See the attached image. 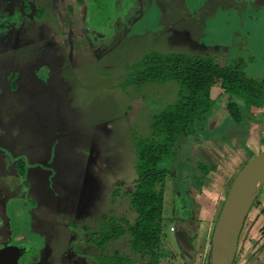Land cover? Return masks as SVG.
Masks as SVG:
<instances>
[{
	"label": "rangeland",
	"instance_id": "374dc122",
	"mask_svg": "<svg viewBox=\"0 0 264 264\" xmlns=\"http://www.w3.org/2000/svg\"><path fill=\"white\" fill-rule=\"evenodd\" d=\"M152 52L207 54L263 79L264 0H0V247L28 249L20 263L95 264L88 254L100 249L88 239L101 218L133 219L124 191L137 178L135 143L150 136L153 116L176 101L179 89L174 81L136 84L134 66ZM261 135L247 147L264 145ZM237 146L223 153L219 173L209 171L200 191L190 168L174 165L178 177L169 178L177 193L166 183L163 214L172 264H208L210 244L205 251L202 240L214 222H198L200 239L187 259L169 225L178 231L192 224L172 219L173 203L180 197L188 204L187 183L195 202L207 203L215 182L224 193L246 158ZM262 194L245 220L234 264H264ZM108 247L129 253L126 237Z\"/></svg>",
	"mask_w": 264,
	"mask_h": 264
},
{
	"label": "trees",
	"instance_id": "16d2710c",
	"mask_svg": "<svg viewBox=\"0 0 264 264\" xmlns=\"http://www.w3.org/2000/svg\"><path fill=\"white\" fill-rule=\"evenodd\" d=\"M133 73L136 84L176 82L178 97L153 116L150 136L135 143L137 178L124 191L134 217L101 218L88 239L100 249L88 254L95 264H163L161 257L169 255L164 194L168 178L178 177L177 170L172 173L174 165L190 168V182L198 191L209 171L216 169L215 163L190 156L191 140L220 136L221 143L229 144L234 132L264 122V78L249 77L239 63L220 66L207 54L152 52L134 66ZM220 103L223 120L215 114ZM212 120L215 124L210 128ZM166 162L173 163L170 170ZM122 237H126L129 253L108 252V246Z\"/></svg>",
	"mask_w": 264,
	"mask_h": 264
},
{
	"label": "water",
	"instance_id": "95a60500",
	"mask_svg": "<svg viewBox=\"0 0 264 264\" xmlns=\"http://www.w3.org/2000/svg\"><path fill=\"white\" fill-rule=\"evenodd\" d=\"M213 126L214 122H211L210 128ZM263 187L264 149L244 163L231 183L214 224L208 264H233L245 220ZM174 232L180 246L193 248L184 231ZM25 251V248L12 244L0 248V264H18Z\"/></svg>",
	"mask_w": 264,
	"mask_h": 264
},
{
	"label": "crops",
	"instance_id": "0c3cea01",
	"mask_svg": "<svg viewBox=\"0 0 264 264\" xmlns=\"http://www.w3.org/2000/svg\"><path fill=\"white\" fill-rule=\"evenodd\" d=\"M214 124H215V122H214ZM261 134L264 135V122L253 123L251 126H248L247 129L238 130L237 132H235L234 137H231L229 139V144H224V143H221V142H218V141L217 142H212V140H209V139L208 140H195V141L191 140V142L193 141L192 142L193 148L191 146V148H192L191 149V154H190V152H189V154L191 156H193V157H196V156L199 155L202 159L208 160L209 162H213V163H215L213 160L216 159V163H218V162L219 163L216 164V169L215 170L210 171L211 174L212 173L216 174L217 172L219 173V169L221 168V164L220 163L223 161V157H224L223 153L225 151H229V150L233 151L234 148L238 147L237 145L240 146L239 142H235V144H234V142L232 144L230 142H232L233 140L236 141L235 139H239V140L241 139L240 141L242 142V144L246 145V147H247V146H250L249 144L252 142V140H255V139L257 140V138H258V141H256V142H261V140H263L262 139L263 136ZM259 135H261V138L259 137ZM236 143H238V144H236ZM257 144H260V145H257ZM240 148H241V146H240ZM248 149H249L250 153L252 155H254L255 153H258L259 151L263 150L264 149V145H261V143H256V145L254 147H250ZM241 150L244 151L243 148H241ZM243 154L246 156V158L241 163L242 165L244 164L245 161H247L252 156V155H249L248 153H246L245 151L243 152ZM211 156L214 157L213 160L210 158ZM240 156H242V154ZM230 172L228 171V173H225V174L228 176L230 174ZM235 176H236V174H235ZM235 176L233 177L232 181L234 180ZM207 177H208V175L206 176V178ZM206 178L204 179L205 182L203 181L204 182L203 187L205 185H207ZM223 180L224 179L222 178V182H223ZM232 181L230 182V184L228 185V189L224 193H223V189H224L223 185L218 184L217 182H215L214 187L218 186L217 190L215 191L213 196H210L207 199V203H204V201L201 200V199L196 200L197 203L194 200H192L191 197L188 195V192H189V188H191V190H193V188L190 187L189 184H187L186 197L188 199V204H186L184 200L182 201V199L180 197H177L178 198V205L176 203H173L172 219L173 220H182V222L185 223V226H187L188 224L189 225L192 224L190 226V229L188 228V226L186 228H184V229H180V230L184 231V233L186 234L188 240H189V238H191V241L190 240L189 241L192 244L193 248L190 250V249H186V248L183 247L185 249V251H186L185 257H187V259L191 258L190 255L196 248L195 244L200 239L201 227L198 224V222L202 221L203 223H208V222H210L212 220L214 222V224H215L216 219L218 217V214L220 212L221 206H222V204L224 202V199H222V198L227 194V192H228V190H229V188L231 186ZM168 183L170 184L169 191L171 192V190H172V193H175V192L177 193L176 187L172 185L173 183H172L170 178L167 181V185H168ZM262 196H264V193L262 194ZM192 198L195 199V196H192ZM221 199L223 200V202H222V204L220 206H218L219 205V201ZM176 205H177V207H176ZM195 205H197V207H199V208L197 210V215H196L197 218H195V221H194L193 213H194V206ZM262 205L263 206H261V207L264 208V203ZM163 214H164V204H163ZM165 215L168 216V213H165ZM259 217H260V220H264V212L261 213V216L259 215ZM194 223H197L199 225L200 230H197L196 232H194L192 230ZM214 224H213V227H212V230L210 231V233L208 232L207 237H204V238H206V240H202V243H203L202 246L205 247V251L207 250V248H208V246L210 244V239H211L212 232H213V229H214ZM172 225L173 224H170L169 227L172 226ZM175 230H176V227H175ZM177 246H178L179 250L181 251L182 246H180L179 244ZM181 255H182V253H181ZM169 257H170L169 260L171 261V264H172L173 263L172 262V258H174L175 255H170L169 254ZM162 263H164V262H162ZM182 264H186V263H182Z\"/></svg>",
	"mask_w": 264,
	"mask_h": 264
},
{
	"label": "flooded vegetation",
	"instance_id": "af4514ba",
	"mask_svg": "<svg viewBox=\"0 0 264 264\" xmlns=\"http://www.w3.org/2000/svg\"><path fill=\"white\" fill-rule=\"evenodd\" d=\"M70 11H72V8H70V10H69V12ZM262 194V193H261ZM260 194V195H261ZM251 211V210H250ZM250 213V212H249ZM13 245V244H12ZM6 246V245H5ZM15 246H18V247H22V246H19V245H15ZM2 247H4V246H1L0 248H2ZM28 249H27V251H25L24 253H28ZM24 254H22L20 257H22ZM20 257H19V259H18V264H22V263H20ZM23 257H26V256H23ZM235 260V259H234ZM30 260H28V262H29ZM24 264H29V263H24ZM32 264V263H31ZM233 264H234V262H233Z\"/></svg>",
	"mask_w": 264,
	"mask_h": 264
},
{
	"label": "built area",
	"instance_id": "2783aa9c",
	"mask_svg": "<svg viewBox=\"0 0 264 264\" xmlns=\"http://www.w3.org/2000/svg\"><path fill=\"white\" fill-rule=\"evenodd\" d=\"M169 229H170V231H172V232L175 231V228H174L173 226H171Z\"/></svg>",
	"mask_w": 264,
	"mask_h": 264
}]
</instances>
